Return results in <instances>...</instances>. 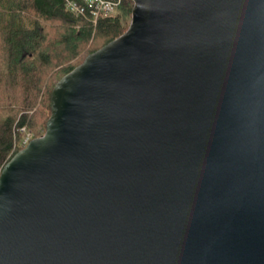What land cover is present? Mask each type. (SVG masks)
I'll return each instance as SVG.
<instances>
[{
  "label": "water",
  "instance_id": "obj_1",
  "mask_svg": "<svg viewBox=\"0 0 264 264\" xmlns=\"http://www.w3.org/2000/svg\"><path fill=\"white\" fill-rule=\"evenodd\" d=\"M0 168V264H264V0H131Z\"/></svg>",
  "mask_w": 264,
  "mask_h": 264
},
{
  "label": "trees",
  "instance_id": "obj_2",
  "mask_svg": "<svg viewBox=\"0 0 264 264\" xmlns=\"http://www.w3.org/2000/svg\"><path fill=\"white\" fill-rule=\"evenodd\" d=\"M132 1L93 23L63 0H0V168L22 146L20 128L41 135L55 83L128 26Z\"/></svg>",
  "mask_w": 264,
  "mask_h": 264
},
{
  "label": "built area",
  "instance_id": "obj_3",
  "mask_svg": "<svg viewBox=\"0 0 264 264\" xmlns=\"http://www.w3.org/2000/svg\"><path fill=\"white\" fill-rule=\"evenodd\" d=\"M65 8L75 15H83L88 11L93 23L99 16L113 15L123 0H63ZM22 128V127H21ZM34 136L26 132L19 145L25 146Z\"/></svg>",
  "mask_w": 264,
  "mask_h": 264
},
{
  "label": "rangeland",
  "instance_id": "obj_4",
  "mask_svg": "<svg viewBox=\"0 0 264 264\" xmlns=\"http://www.w3.org/2000/svg\"><path fill=\"white\" fill-rule=\"evenodd\" d=\"M117 11H115V13H116ZM114 13V14H115ZM130 20V19H129ZM20 131L22 132V136L26 133V132H30V133H32V135H33V132L28 128V127H26V126H23L22 128H20Z\"/></svg>",
  "mask_w": 264,
  "mask_h": 264
}]
</instances>
